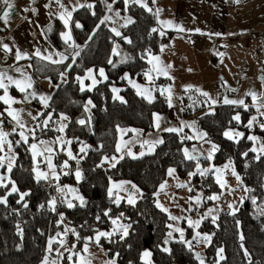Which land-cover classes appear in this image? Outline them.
Listing matches in <instances>:
<instances>
[{"label": "trees", "instance_id": "1", "mask_svg": "<svg viewBox=\"0 0 264 264\" xmlns=\"http://www.w3.org/2000/svg\"><path fill=\"white\" fill-rule=\"evenodd\" d=\"M89 4L93 8H79L72 16L70 27L78 48H69L62 42L60 33L64 27L59 21H54L51 31H47L50 42L68 54L65 63L53 64L38 58L31 59L34 77H48L57 85L44 115L37 119L41 122L50 114L52 120L43 131L36 128L35 140H56L58 136L64 135L67 140L72 141L74 148L87 145L86 153H76L79 159L77 164L58 150L54 162L60 174L59 179L37 181L36 172L33 170L35 163L29 147L31 138L27 144H16L19 140L18 132L11 135L15 162L10 173L6 164L0 168V172H7L9 177L7 183L0 184V198L7 199L6 203H0V264H42L46 256L55 255L56 249L60 248L58 243H53L52 255L48 256L49 239L57 238L58 241L66 228H74L79 233L78 241L73 233L68 232L72 245L76 240L77 248H82L86 238L94 237L97 231L113 228L109 217H119L131 225L124 239L118 233L111 240L101 238L99 242L107 254H118L119 264H148L142 260L146 250L151 251L150 264H200L194 255L196 251L201 253L204 264H264V155H260L257 160V154L250 151L253 143L247 139L250 129L245 127L255 113V108L250 106L246 111L242 106L222 104L209 109L203 98L191 101L195 97V91L184 90L180 99L185 115L198 114L197 128L207 133L204 140L218 146L213 158L210 161L205 158L186 159L184 149L193 144L191 139H185L188 137L186 131H163V143L151 154L133 156L127 152L119 156L120 152L116 149L123 129L151 132L154 130V115L164 114L169 110L165 94L157 93L150 103L148 99L138 95L135 87L129 83L134 78L144 80L143 74L150 65L149 57L159 53L161 46L167 44L168 38L164 40V35L161 36L159 31H151L157 28V18L153 12L138 4L130 3L127 8L124 0H89ZM108 4L135 21L119 30L122 37H126L131 43L116 36L109 21L100 24V20L109 13ZM77 22L82 25L81 28L75 27ZM113 48L117 49L118 54L113 53ZM77 51L79 55H74ZM110 60L112 63H109ZM92 67L103 68L106 79L92 90L84 88L81 91L77 77L83 80L86 71ZM63 74H66V80H62ZM161 80L163 79L154 81V86H159ZM112 87L120 89L122 101L114 98ZM232 93L230 91L228 94ZM89 100L94 107L89 105L90 110L85 112L84 105ZM237 113L241 116L240 123L232 119ZM62 114L68 120L64 132L60 133L55 131L54 125L57 120L60 123ZM80 119H85L86 125H80ZM234 127L247 131L238 143L224 136L226 129ZM257 132L264 133V130ZM56 145L58 146L57 143ZM132 148L139 150L140 145L136 149ZM245 152L248 153L247 156L244 155ZM2 153L0 152V156ZM105 156H115L118 162L109 159L99 167ZM64 161H68V169L60 167ZM209 162L213 166L231 162L249 188V194L237 211L222 212L215 218V223L213 218L202 221L197 232L210 235L211 240L200 251L195 242L191 243L192 247L189 249L187 243L181 242L178 235L172 234V237H168L171 230L168 227L169 214L156 206V197L170 168H175L178 175L185 178L196 172L197 163L205 168ZM112 163H115V167L111 166ZM77 168L81 170L83 177L79 182L74 174ZM64 172L69 174L64 175ZM213 172L214 170L204 176L198 173L193 176V189L201 186L204 198L220 190ZM123 179L134 182L138 187L139 196L134 205H130L126 199H121L117 205L113 202L115 195L112 198L108 196L110 183ZM13 182L18 192H11ZM57 185H71L76 188L78 195L84 197L85 206H79L77 200L73 202L76 207L68 208L66 202H61ZM23 192L29 195L21 201L20 193ZM53 197L57 201L55 211L51 210L48 203ZM69 197L70 195L64 199H71ZM205 202H209L207 198ZM40 205L44 207L41 208ZM109 209V216H104L103 213ZM60 214L64 216L63 222L60 221ZM98 215L99 221L96 219ZM194 232V229L186 226L187 234L194 235ZM241 235L243 240L240 239ZM184 240L188 241L187 238ZM164 248L170 251L165 252ZM219 249H223V259L217 254ZM245 250L248 255H245ZM63 253V257H60L61 264H70L67 260L69 253Z\"/></svg>", "mask_w": 264, "mask_h": 264}, {"label": "crops", "instance_id": "2", "mask_svg": "<svg viewBox=\"0 0 264 264\" xmlns=\"http://www.w3.org/2000/svg\"><path fill=\"white\" fill-rule=\"evenodd\" d=\"M12 2L14 8L11 10L8 23L5 24L0 20V71L7 72V74L14 79H24L25 76L29 77L33 82V87L29 89L28 92L31 93L34 91L37 94L35 97H32V102L34 105H39L40 97H50L57 85L48 77L36 79L33 75L31 59L38 58L44 60L35 55L37 49L40 50L43 56L56 52L64 53L68 56L66 52L57 49L50 42L47 33L49 26H51L54 21H59L64 27L63 22L59 19V13L63 11V9L55 3V0H35V3H33L32 0H12ZM144 2L147 3L148 7L153 9V13H155L156 9H162L159 14L160 20H171L175 24L182 25L186 31L179 32L171 27L163 29L165 35H167L168 44L164 45L166 47L163 52L160 51L149 57V59H151L152 56H159L160 61L164 65L172 66L169 69L168 76L158 75L154 72L151 73L153 80H151L152 90H150L153 97L152 100H154L157 93H161V89L171 88L172 106L169 107L166 113H156L154 115V130L151 132L123 129L119 137V145H121L119 156L127 152L135 151L131 147L134 144L140 145L139 150L135 151L137 153L141 151L143 155L153 153L159 144L153 145L151 142L162 139L161 133L164 129L173 127L178 129L182 128L180 132L186 131L188 137H191L190 139L193 141V144L187 148L190 154L196 156L197 159H206L207 154L203 147V141L206 136L201 138V131L197 128L196 122L199 115H185L184 106L180 99L181 92L184 90L195 91L196 97L191 99L192 102L198 98L197 95H201L200 89L210 95V89L207 87L205 78L209 77L212 89L216 88L212 83L215 81L214 73L218 70L216 68L221 69L223 67L230 68V72L228 76L223 78L224 80L221 84H217L220 96L216 97L217 102L215 104L209 103V109H214L216 106L224 104L223 100L225 97L235 100H244L243 96L238 98V94L245 89L244 83H257L259 85L262 83L264 86V0H239V3H236L235 0H155V3H153V0H144ZM62 3L71 10L73 7L77 9L81 8L78 7V4H89V0H62ZM45 5L49 6L45 7ZM25 8H28L29 11H24ZM33 8L36 9L35 12L31 11ZM3 10L4 6L0 4V15H2ZM118 12L120 13V15L117 16L118 19L125 16L130 17L129 15L122 14L120 11ZM50 13L52 15H50ZM111 13L112 12H109L106 16H111ZM109 24L111 25L110 20ZM111 27L117 30L123 28L120 22H115ZM160 28L161 26L157 21V29ZM196 29H200V31L196 32ZM64 31H66L65 27L62 32ZM61 40L64 43L62 38ZM4 44H7L11 51L6 52L3 49ZM17 50L22 54H26L24 58L20 60L16 59ZM53 59L59 60V57L54 55ZM44 61L52 63L47 60ZM66 61L67 60H64L62 63ZM153 63H155V61ZM151 67L152 64L149 65L147 71ZM240 67L243 68L244 71L246 70V72L248 69L249 75H242L241 71L236 70V68L240 69ZM207 68H211V70L215 68L211 76L205 73ZM16 69H21V71L18 72ZM100 69L103 68L96 69L92 67L86 71L83 78L84 88L92 90L100 82L105 80L106 73L104 71V76H101ZM89 70H92L91 77L88 76ZM93 77L97 81L95 85L92 84ZM143 79V81L138 80V82L146 84V82L149 81L144 74ZM158 79L163 80H161L159 86H154L153 82ZM62 80H66V74L62 75ZM162 84H165V86H161ZM227 84L228 87L226 86ZM189 86L191 87L189 88ZM113 88L116 87H112V89ZM197 89L200 91H197ZM232 89L236 90L233 91L236 95L235 98H233V95L230 96L228 94ZM164 94L167 97L169 95L168 92ZM0 95H3L2 89H0ZM9 95L18 101L25 96V94L19 92L14 85L9 88ZM259 95L260 94H258V96ZM114 96L121 97L120 89L118 92H114ZM203 97L206 98L205 96ZM250 99L251 97L248 96L247 100H244L245 103L250 105L253 104ZM13 105L17 106L18 103ZM6 106L7 105L0 102V113H4ZM157 115L161 117L159 128L155 126L157 123ZM2 118L3 115L0 116V119ZM29 119L23 121L26 122L28 126L34 127L37 120ZM9 125L11 126V124L8 123L4 125L3 128H7ZM61 136L67 140L64 135ZM40 140L55 141L53 138H43ZM40 140H36L38 145ZM144 141H149L150 143L144 144ZM50 146L54 150L52 154L55 155L59 150L58 146L56 143H52ZM193 149L196 151L193 152ZM1 156H3V154ZM6 161L5 164L7 165ZM226 163L229 164V162ZM226 163L220 165V167L224 168L222 170L226 171L230 178L229 180L235 179L238 182L237 185L242 188V192H235L240 196H234L233 200H229L228 197L225 196L222 197L221 200H209L208 197L213 195L210 194L205 197L207 201H209L206 204L203 191L193 189V176L188 175L185 178H181L176 170L172 176L167 175L166 182L164 183L166 187L163 190L159 188L157 193L156 203H160L164 208H167L168 214L180 218L177 221L170 220V224L173 225V228H181L184 231V239L187 238L191 243L195 242L200 251L203 250L208 242L203 241L202 238L204 234L197 232L199 227H191L195 230L194 235L186 233V226L190 227L187 222L188 219L201 220L202 223L205 218H217L224 211L235 212L249 194V189L243 183L241 176L239 175L240 180H237L232 174L234 166L225 169V165H228ZM53 164L55 165L54 159ZM200 167L202 169L204 168L202 165H200ZM213 167L211 162H209L208 166L205 168L213 169ZM42 168H45L46 172L49 171L47 165ZM50 178L53 179L51 174L49 175V179ZM178 178H181V180ZM114 182L115 184H126V181L123 180ZM178 185L185 186L178 187ZM189 189H191V191H189ZM245 189H247V191ZM221 190L220 187L218 192L221 193ZM229 192H231V190H229ZM138 196L139 192L135 195L134 199L137 200ZM197 198H199V203L196 202ZM121 199L127 200L126 197H122ZM74 201L77 200L73 199V202ZM229 205L232 207H229ZM230 208L231 210H229ZM210 209L212 212L209 215ZM170 231L180 237V233L173 231V229ZM197 233L200 235L197 236ZM71 242V238H69L67 245H72ZM59 251L64 252L61 247ZM53 259L58 260V264H61L60 258L57 256L56 258L54 256L48 257L49 262Z\"/></svg>", "mask_w": 264, "mask_h": 264}, {"label": "snow or ice", "instance_id": "3", "mask_svg": "<svg viewBox=\"0 0 264 264\" xmlns=\"http://www.w3.org/2000/svg\"><path fill=\"white\" fill-rule=\"evenodd\" d=\"M33 3H35V0H32ZM236 3H239V0H235ZM55 3L57 5H59V7L61 9H63V11H61L59 13V19L63 22L64 24V27L66 29V31L64 32H61L60 35H61V38L64 40V43L66 45H68L69 48H73V47H79L78 45H75V41L73 40V37H72V34H71V22H72V14L74 11L77 10L76 7H73L71 10H69L63 3H62V0H55ZM132 3V4H138L140 7H143L145 8L147 11L149 12H152L153 9L148 7L147 3L144 2V0H124V4H125V8L128 7V5ZM153 3H155V0H153ZM0 4H2L4 6V10H3V13L2 15H0V20H2L5 24L8 23L9 21V18H10V13H11V10L14 8V4L12 2V0H0ZM49 5H45V7H48ZM78 7H87L89 9L93 8V5L92 4H78ZM107 9L109 12L112 11V5L111 4H108L107 5ZM24 11H29L28 8H25ZM31 11L35 12L36 9H31ZM162 11V9H156L155 10V13L154 15L157 17V21L158 23L160 24L161 28L160 29H157V28H153L151 31L152 32H157L159 31V34L161 36L165 35V32L163 29L165 28H175L177 31L179 32H184L186 31V29L180 25V24H175L173 21L171 20H160L159 19V14L160 12ZM50 15H52L50 13ZM93 15H95V13L93 12ZM116 16H119L120 13L117 11L115 13ZM111 19L110 16H104L103 19L100 20V24H105L107 21H109ZM135 21L131 18V17H126L125 18V24L122 25L123 27H126L127 25L129 24H132L134 23ZM75 27L76 28H81L82 25L79 24L78 22L75 24ZM99 27V25L97 26ZM114 34L118 37H122V33L117 30L116 28H112L111 29ZM48 31H51V26H49V29ZM196 32H199L200 29H196L195 30ZM94 35V33H93ZM219 35V34H217ZM123 39H125L128 43H131L130 40H128L126 37H122ZM89 39H91V37H89ZM71 42V43H70ZM166 46H161V52L164 51V48ZM3 49L8 52V51H11V49H9L8 45L7 44H4L3 45ZM113 53L114 54H118L117 53V49L116 48H113ZM26 54H22L19 50H17L16 52V59L17 60H20L21 58H24ZM35 55L37 57H40L41 59H44V60H47V61H50L52 63H62L64 60H67L68 59V56L65 55L64 53H60V52H56V53H50L49 55L47 56H43L40 52L39 49L36 50L35 52ZM58 56L59 57V60H54L53 59V56ZM74 55H79V52H75ZM155 61V63H153ZM74 62V60H73ZM109 63H112V61L110 60ZM149 64H152V67L144 73V75L151 81L153 80V76L151 75V73H156L158 75H163V76H168V73H169V69L172 67L171 65H164L161 61H160V57L159 56H152L151 59H149L148 61ZM16 71L20 72L21 69H16ZM100 75L101 76H104V70L103 69H100ZM88 76L91 77L92 76V70H89L88 71ZM171 78V77H169ZM77 79L80 81V84H81V91L84 90V84H83V80L79 77H77ZM106 79V77H105ZM97 83L96 79L93 77L92 78V84L95 85ZM129 83L133 85V87H135L137 89V94L138 95H141V96H144L146 99H148V101L151 103L152 102V95H151V92L148 88H144L142 91H141V86L138 85V84H135L133 81L129 80ZM15 86L19 92L21 93H24L25 96H24V100L26 101L28 99V95L30 94L32 97H35L37 94L33 91L31 93L28 92L29 89H31L33 87V82L31 81V79L29 77H26L24 79H14L12 76H9L7 74V72L5 71H0V89L3 90V95H0V102H2L4 105H7V107L5 108V112L7 113V115L9 117H11V119L13 121H15V124L16 126H18V128L20 129V131L18 132V135L20 137L19 140L16 141V144H20L21 142L27 144L28 143V140H29V135L26 134L27 133H30L33 137V139H35V129L34 128H26V124L25 122L23 121V119L21 118V112L23 111L22 109L20 110H17L15 108L12 107L13 104H16V103H21L23 101H18L16 100L15 98H13L12 96L9 95V88L11 86ZM191 86H189L190 88ZM113 92H118L119 89H116V88H113L112 89ZM161 95H163L165 92H168L169 95L167 97L168 99V104H169V107L172 106V98H171V88H167V89H161ZM197 91H200L199 89H197ZM232 91H236L235 89H232ZM201 94L205 97H208L209 99H211L209 97V94L207 92H201ZM246 95H249L251 96L252 98V102L253 104L251 106L255 107L256 108V111H257V114L258 115H253L247 122V124L245 125V127L251 129L254 125L258 124L259 127L264 130V122H261L258 117H264V94H260L258 96V94L254 91H250L248 93H246ZM115 99H120L121 101L123 100L122 97H114ZM50 97H46V96H41L40 97V100H41V103L44 105L45 108H47L49 105H48V101H49ZM217 101L215 100H212V103L215 104ZM223 103L224 104H228V105H237V106H242L246 111L249 109V105L245 103V101L243 99H240V100H235V99H229L227 97L224 98L223 100ZM89 105H92V101L89 100L87 104L84 105V109H85V112H88L90 109H89ZM94 107V105H92ZM3 113H0V116H2ZM29 115L31 116V113H29ZM39 115H44V113H40ZM33 120H37L38 117L37 116H33L32 117ZM161 117L159 115L156 116V127L159 128L160 127V124H159V121H160ZM233 120H235L237 123H240L241 122V116L239 113H237L236 115L233 116L232 118ZM52 120V117L51 115L49 114L43 121H41L40 123L36 124V128L40 129L41 131H43L45 128H48L49 126V122ZM68 120V117L67 116H64L63 114L60 116V123H59V126L55 129V131L57 132H60V133H63L65 128L67 127V125L65 123H63V121H66ZM78 123L82 126L86 125V120L85 119H80L78 121ZM190 126V125H189ZM164 131H168V132H180L182 131V128L181 129H178V128H173V127H170V128H166L164 129ZM13 133H16V127H14L12 129V132H8V131H4L3 130V120H0V152L4 151V148L5 146L7 147L8 149V152L11 153L13 151V148H12V141L8 140V137L10 135H12ZM207 134L206 133H200V136L201 138H203L204 136H206ZM244 133L243 132H240V131H233V130H228V131H225L224 132V136L227 137L229 140H233L235 139L236 142L238 143L239 142V139L241 138H244ZM191 137H185V139H190ZM247 139L249 141H253V142H257L259 140V138L255 135H249L247 136ZM52 143H57L61 146V150H65L66 149V153H67V156L69 157L70 160H75L77 162V164H79V159L76 155L73 154L72 150H71V147L70 145L72 144V141L71 140H65L62 136H58L56 138L55 141H44V140H40L39 141V145L40 146H43V150H40L38 144L36 143H32L30 144V149L32 151V157L34 159V161L36 160L37 157H44V160L46 162V165H47V168L49 169L48 172H45V171H41L39 170L38 168H34L33 170L36 172V179L37 181H39L40 179H45L47 180L49 175L51 174L52 177L56 180L59 179V175L57 174L56 172V165L53 164V157H52V153H53V148L50 146ZM144 144H148L150 143L149 141H144L143 142ZM153 145L155 144H160V143H163V140L162 139H157L153 142H151ZM87 145H84L80 148V152L81 153H86V149H87ZM117 152H120L121 151V145H117ZM218 150V146L215 145V144H212L211 146V150L209 151L206 159L208 160H211L213 158V153H215L216 151ZM196 150L193 149V152H195ZM250 151L256 153V152H259V154L256 156V159L259 160L260 159V155H264V143H261L260 144V147L259 149H257L256 147H253L250 149ZM47 154V155H45ZM129 155H132L131 152L128 153ZM141 155H143V153H141ZM245 156L248 155L247 152L244 153ZM184 156L186 159L188 160H196L197 157L190 154L188 149H184ZM122 158V157H121ZM15 159V156L14 155H11V156H7V157H4V156H0V168L2 167H5V161L7 160V170L8 172L10 173L12 171V167H13V164H12V161ZM109 159H111L112 161L114 162H118L117 161V158L114 156V157H107L105 156L103 158V161L101 163V165H98L99 167H102L103 166V163L104 162H108ZM112 167H115V163H112L111 165ZM62 169H68L70 166L68 164V161H64V163L60 166ZM231 167V162L228 164V165H225V169ZM213 171L212 168H201L199 163H197V169H196V172H192L190 173L189 175L190 176H195L197 175V173L201 176H204L206 173H209ZM214 171L218 174L217 175V183H220L221 182V179H220V174H222L223 170L222 169H219V168H216L214 169ZM175 173V169H169L168 170V175L169 176H172L173 174ZM69 173L68 172H64V175H68ZM75 178L76 180L79 182L83 177H82V173H81V170L79 168H77L75 170ZM233 175H236L237 177V180H240V177L238 174L235 173L234 169H233V172H232ZM2 180L3 178L0 177V183H2ZM185 185H178V187H184ZM221 186L223 187V184H221ZM133 188H135L136 186L133 185L132 186ZM166 187V184H161L160 185V188L161 190H163L164 188ZM113 188H120L122 189L123 188V184H119V185H114L113 187H110L108 189V196L110 198L113 197L114 195V192H113ZM247 191V189H245ZM137 191H139L137 189ZM189 191H191V189H189ZM11 192L15 193V192H18V189L15 185V183L13 182L12 183V188H11ZM57 192H59L61 194V202L64 203L66 202V205L68 208H73V207H76V204L73 203V201L71 199H68V200H65L64 198L66 197V195L68 193H71L73 194V199L75 200H78L79 201V206L83 207L85 206L86 204V201L84 199L83 196H80L77 194V189L76 188H73V187H68V186H59L57 185ZM11 194V193H10ZM29 193L27 192H23V193H20V200L23 201L24 200V197L28 196ZM209 200H214V199H218L217 196H209L208 197ZM120 200H121V197L119 195H115V199H114V203H116L117 205H119L120 203ZM7 202V199L6 197L5 198H0V203H6ZM19 202V201H18ZM127 202L130 204V205H134L136 203L135 199L131 196L128 197V200ZM197 203H199V198H197L196 200ZM49 205L51 206V210L52 211H55L56 210V198L53 197L49 202ZM253 203H255V199H253ZM156 206L158 208L161 209V211H164V212H168V209L167 208H164L160 203H157ZM24 207L26 208L27 207V204L25 203L24 204ZM41 208L44 207V205H40ZM229 207H232L231 205H229ZM111 210H107L103 213L104 216L108 217L109 216V212ZM212 210L210 209L209 210V215L211 214ZM234 214V213H233ZM123 214L121 213V216ZM110 220H111V224L114 226L112 231H97L96 232V235L95 237H88L85 239V242H84V245H83V252L87 253L88 252V246H89V243L91 242H95L97 244V246H99V242L101 240V238H108L109 240H111V237H113V235L115 234H120V238L121 239H124L127 235H128V232H129V228L131 227V225H126V224H123V223H120V220H119V217L117 218H111L109 217ZM96 219L99 221L100 220V216L98 215L96 217ZM169 219L172 220V221H177L179 220L180 218L177 217V216H173L171 214H169ZM64 220V216L63 214H60V221L63 222ZM188 225L190 227H193V228H198L200 223H201V220H191V219H188ZM213 223H215V217H213ZM168 227L170 229H173V231L175 232H178L180 233V241L181 242H184V243H187L189 249H191L192 247V244H191V241H185L184 240V231L179 228V227H175L173 228V225L169 224ZM68 232H71L73 233L77 240L79 241L80 240V236H79V233L76 232V230L73 228V229H65V233L64 235L66 236L68 234ZM172 231H169L168 232V237H172ZM60 234L58 233L57 236H59ZM200 234L197 233V236H199ZM203 241L204 242H210L211 240V236L210 235H204L203 236ZM241 240L244 239L243 235H241L240 237ZM53 243H58L59 246L61 248H64V251L65 252H68L69 255L67 256V260L72 262V264H91V261L88 260L86 257L82 256L80 254V252H77L75 251L76 249V245L73 244L70 248L66 246V240L64 239H61V240H56L55 238H50L49 239V242H48V252L51 253L53 251V248H52V245ZM168 243V240L166 239L165 240V244ZM241 247H243V245H241ZM163 251L165 252H168L170 251L168 248H164ZM56 253H57V257L60 258V257H63L64 253L63 252H60L59 249H56ZM223 249H219L218 250V256L220 257V259H223ZM118 255V254H117ZM245 255H248L247 253V250H245ZM151 256V252L149 251H145L142 255V259H144L146 262L148 260V258ZM74 257H79L78 260H74L73 258ZM196 258L200 261V264H204V260L200 257V254L199 253H196ZM43 264H58V260L56 259H53L51 262H49L48 260V257L46 256L44 258V262ZM107 264H115V261L114 260H110L107 262ZM148 264H150V262H148Z\"/></svg>", "mask_w": 264, "mask_h": 264}, {"label": "rangeland", "instance_id": "4", "mask_svg": "<svg viewBox=\"0 0 264 264\" xmlns=\"http://www.w3.org/2000/svg\"><path fill=\"white\" fill-rule=\"evenodd\" d=\"M117 11H119L118 9H115V8H112V13H111V19H110V23H111V25L110 26H113L114 25V23L115 22H120V24H121V26L122 25H124L125 23H124V19L126 18V16L125 17H122L121 19H118V17L115 15V13L117 12ZM120 26V25H119ZM247 57V56H246ZM230 64V63H229ZM228 64V65H229ZM221 68V67H220ZM216 69H218L215 73H214V77H215V81H213L212 83L215 85V87L216 88H214V89H212V87H211V80H210V78L209 77H206L205 78V81H206V84H207V87L210 89V95H209V97L211 98V99H209L208 97H206V98H204L203 96H202V94L201 95H197V97H198V99H200V98H203V100H205V102L209 105V103H212V100H216L217 101V96L219 97L220 95H219V93H218V89H217V84L219 83V84H221V82H223V78H225V76H228V73L230 72V68H226V67H223V68H221V69H219V68H216ZM214 70H215V68H213L212 70H211V68H207L206 70H205V73H207L208 75H210L211 76V73L213 74V72H214ZM236 70L237 71H241L242 72V75H244V74H248L249 73V71H248V69H247V72H246V70L244 71L243 70V68H241L240 67V69H238V68H236ZM249 75V74H248ZM135 84H138V85H140L141 86V91L144 89V88H148L149 90H152V88H151V81L149 80V81H147L146 82V84H141V83H139L138 82V79L137 78H134L133 80H132ZM165 86V84H162L161 86ZM258 87H257V86ZM227 87H228V84L226 85ZM235 86H238V85H235ZM244 86H245V89H243L239 94H238V98L240 97V96H243L244 97V100H247V97L249 96V95H246V93H248V92H250V91H254V92H256L257 94H264V86H263V84L262 83H260V85L259 84H257V83H255V84H251V83H244ZM201 90V92H204V91H202V89H200ZM228 93H230V92H228ZM232 95H233V98H235V93L233 94L232 93ZM231 96V95H230ZM195 97H196V95H195ZM251 97V96H250ZM197 99V98H196ZM251 100V102H252V98L250 99ZM19 101H23V102H21V103H18V105L17 106H15V105H12V107L13 108H15V109H17V110H20V109H22L23 111L21 112V118L23 119V120H28L29 118L30 119H32V117L33 116H37V117H39L40 115V113H43L44 111H45V107H44V105L41 103V100H40V103H39V105H34L33 104V102H32V96L29 94L28 95V99L25 101L24 100V98L23 99H19ZM249 106H251L250 104H248ZM7 107V106H6ZM5 107V108H6ZM255 108V107H254ZM255 110H256V108H255ZM29 113H31V116L29 115ZM253 115H258L257 114V111H256V113H254V114H252L251 115V117L253 116ZM250 117V118H251ZM3 119H7L8 120V122H9V124H11V126L9 125L7 128H3V130L4 131H8V132H12V129L14 128V127H16V131L17 132H19L20 131V129L18 128V126H16V124H15V121H13L12 119H11V117H9L8 115H7V113L4 111V113H3V118L2 119H0V120H3ZM29 119V120H30ZM45 119V118H44ZM43 119V120H44ZM258 119L261 121V122H264V117H258ZM42 120V121H43ZM28 122V121H27ZM38 120H37V123L36 124H38ZM66 122H67V120L66 121H63V123H65L66 124ZM40 123V122H39ZM25 124H26V128H34L35 129V135L37 134L36 132H37V129H36V125L33 127V126H28L27 125V123L25 122ZM3 126H4V124H3ZM228 130H233V131H240V132H243L244 134L247 132L245 129H243V128H239V127H234V128H228V129H226L225 131H228ZM257 130H262L260 127H259V125L258 124H256V125H254L251 129H250V131H249V135H255V136H257L258 138H259V140L257 141V142H253L252 141V148L253 147H256L257 149H259V147H260V144L261 143H264V133H262V132H257ZM199 131H201V133H206V131L205 130H199ZM224 131V132H225ZM26 134H28L29 135V137L31 138V144L32 143H36V140L35 139H33V137H32V135L30 136V134L29 133H27L26 132ZM207 134V133H206ZM248 135V136H249ZM18 137H19V135H18ZM19 139H20V137H19ZM8 140H10V141H12V139H11V135L8 137ZM35 140V141H34ZM233 140H235V139H233ZM45 141V140H44ZM36 144H38V143H36ZM212 144H215V143H213V142H211V141H209V140H204L203 141V147L205 148V151H206V154L208 155V153H209V151L211 150V146H212ZM216 145V144H215ZM39 146V148H40V150H43V146H40V145H38ZM70 147H71V150H72V152H73V154L74 155H76V153H75V148L73 147V144H71L70 145ZM82 146H79V148H81ZM12 148H13V151L11 152V153H9L8 152V149H7V147L5 146V148H4V151H2L3 153V156L4 157H7V156H11V155H14L15 157H16V155H15V151H14V147H13V143H12ZM58 149L60 150V152H62V153H64L65 155H66V158H69L68 156H67V153H66V149L65 150H61V146L60 145H58ZM32 152V151H31ZM131 153H132V155L133 156H138V155H141V153H143L142 151L141 152H139V153H137V152H135V151H131ZM214 154V153H213ZM256 154L258 155L259 154V152H256ZM45 155H47V154H45ZM54 156L55 155H53L52 154V157H53V159H54ZM77 156V155H76ZM34 160V159H33ZM7 162V161H6ZM34 163H35V168H38L39 170H41V171H45L46 172V170H45V168H42V167H44L45 165H46V162H45V160H44V157H37L36 158V160L34 161ZM45 163V164H44ZM12 164H14V160L12 161ZM226 164H228V163H226ZM231 167H233V165L231 164ZM216 168H219V169H224V168H221L220 167V165L219 166H214L213 167V170L214 169H216ZM234 169V168H233ZM234 171H235V173L236 174H238L239 175V173L238 172H236V170L234 169ZM57 174L59 175V177H60V174H59V172H57ZM217 173L214 171V176H215V179H216V181H217ZM235 176V178H237L236 177V175H234ZM0 177H2L3 178V180H2V183H0V184H4V183H7L8 181H9V177H8V173L6 172L5 174H3L2 175V173L0 172ZM49 178V177H48ZM231 178H233V177H231ZM179 180H181V178H178ZM220 179H221V182L219 183V185H220V187H221V193L220 192H216V193H213V195L212 196H217L218 197V199H215V200H221V198L222 197H228V199L229 200H233V198H234V196H240L239 194H237V193H235V192H242V188L240 187V186H238L237 184H238V182L234 179V180H229L230 178L228 177V174L226 173V171L225 170H223V172H222V174H220ZM123 181H126L125 183L126 184H123V188L122 189H120V188H113V192H114V195H119L121 198L122 197H126L127 198V200H128V197L129 196H131V197H133V198H135V195L139 192V191H137V189H138V187H137V185L134 183V182H132V181H130V180H128V179H123ZM166 182V180L162 183V184H164ZM221 184H223V187L221 186ZM114 185H119V184H115V182L114 181H112L111 183H110V185H109V188L110 187H113ZM133 185H135L136 187L135 188H133L132 186ZM66 186H68V187H71V185H66ZM247 187V186H246ZM249 189V188H248ZM229 190H231V192H229ZM78 194V193H77ZM58 195H61L59 192H58ZM68 195H70V197L69 198H71L72 199V197H73V194H71V193H68L66 196H68ZM136 200V199H135ZM238 200H240V199H238ZM237 200V201H238ZM242 202H244V200L242 201ZM229 210H231V208L229 209ZM119 220H120V223H123V224H126V225H128L127 223H125V222H123V220L121 219V218H119ZM114 227V226H113ZM113 229V228H112ZM112 229H110V230H104V231H112ZM64 233L65 232H63L60 236H59V240H61V239H64V240H66V242H68V239L70 238V236H69V233L65 236L64 235ZM204 235H207V234H204ZM95 237V236H94ZM57 239V238H56ZM73 244H77V242H76V240H74V243ZM66 246L67 247H71V245L69 246V245H67V243H66ZM62 250H64V248H62ZM75 251H77V252H80V254L82 255V256H84V257H86L88 260H90L91 261V264H107V262L108 261H110V260H114L115 261V264H119V262H118V259H117V255H110V254H107L104 250H103V248H102V246L101 245H99V246H97V244L95 243V242H91V243H89V246H88V252L87 253H85V252H83V247L82 248H77V246H76V249H75ZM146 251H149V252H151L150 250H146ZM61 252V251H60ZM65 252V251H64ZM144 253V252H143ZM52 254L51 253H49L48 254V256H51ZM55 258H56V256H57V254H55V255H53ZM74 260H78L79 259V257H74L73 258ZM144 262H146L144 259H142ZM148 262H150V263H152V256H150L149 258H148V260H147V262L146 263H148ZM70 264H72V262H70Z\"/></svg>", "mask_w": 264, "mask_h": 264}, {"label": "built area", "instance_id": "5", "mask_svg": "<svg viewBox=\"0 0 264 264\" xmlns=\"http://www.w3.org/2000/svg\"><path fill=\"white\" fill-rule=\"evenodd\" d=\"M163 37H164V40L167 39V36H166V35H164ZM167 44H168V41H167ZM8 123H9V122H8L7 119H4V120H3V124H4V125H7ZM58 125H59V121L57 120V121H55V125H54V127L57 128ZM137 145H138V144H134V145H132V147H134V148L136 149ZM78 152H80V150H79L78 147H76V148H75V153H78ZM195 189L198 190V191H200V190H201V186H196Z\"/></svg>", "mask_w": 264, "mask_h": 264}, {"label": "water", "instance_id": "6", "mask_svg": "<svg viewBox=\"0 0 264 264\" xmlns=\"http://www.w3.org/2000/svg\"><path fill=\"white\" fill-rule=\"evenodd\" d=\"M196 253H199V254H200V256H201V253H200V252H198V251H196V252H194V255H195V257H196Z\"/></svg>", "mask_w": 264, "mask_h": 264}]
</instances>
